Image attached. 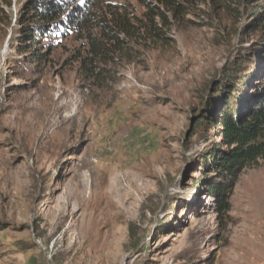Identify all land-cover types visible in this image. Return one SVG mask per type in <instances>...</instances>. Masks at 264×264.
Masks as SVG:
<instances>
[{"label":"rangeland","instance_id":"obj_1","mask_svg":"<svg viewBox=\"0 0 264 264\" xmlns=\"http://www.w3.org/2000/svg\"><path fill=\"white\" fill-rule=\"evenodd\" d=\"M25 1L0 0V264H264V154L219 214L207 156L230 147L193 127L238 60L239 98L264 86V0H63L91 17L40 35L39 59Z\"/></svg>","mask_w":264,"mask_h":264},{"label":"trees","instance_id":"obj_2","mask_svg":"<svg viewBox=\"0 0 264 264\" xmlns=\"http://www.w3.org/2000/svg\"><path fill=\"white\" fill-rule=\"evenodd\" d=\"M148 8L155 6L147 0H140ZM163 7L170 10L172 8L178 13L182 4L177 0H157ZM248 3L255 4L263 0H245ZM258 4V3H257ZM72 7L63 0H26L21 14L15 20L21 27L20 40L22 51H32L35 59H39L41 43L40 35H49L52 27L59 26V30L70 29L86 25L87 20L91 17V10L88 5L80 6L79 3L73 6L72 14L67 18L63 15ZM251 14V22L249 30L262 29L264 31V4H258L254 9L249 10ZM159 16L163 21L165 15L161 12L154 13L151 17ZM248 30V31H249ZM59 33L58 31L55 34ZM30 44V47L26 44ZM249 57L250 62L260 67L262 66L264 77V36L260 41L257 50ZM237 65V66H236ZM233 67L229 78L224 83L217 85L220 91V104L217 109V119L212 115H202L193 124L194 130H198L202 126L212 128L217 126L223 142L230 148H215L211 151L207 158L214 163H207L208 172L213 171V178H205V188L212 195L217 204V212L224 214L230 210L229 196L244 169L256 161L264 154V86L256 87L255 95L240 99L238 96L239 89L233 85V76L237 74V68H242L243 63L238 60ZM220 88V89H219ZM215 125V126H214ZM194 131V132H195Z\"/></svg>","mask_w":264,"mask_h":264}]
</instances>
